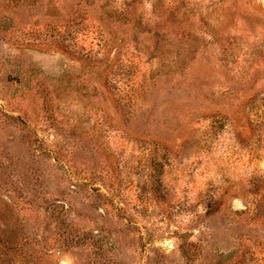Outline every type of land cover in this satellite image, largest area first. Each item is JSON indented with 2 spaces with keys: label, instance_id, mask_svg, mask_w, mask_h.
Instances as JSON below:
<instances>
[{
  "label": "rangeland",
  "instance_id": "rangeland-1",
  "mask_svg": "<svg viewBox=\"0 0 264 264\" xmlns=\"http://www.w3.org/2000/svg\"><path fill=\"white\" fill-rule=\"evenodd\" d=\"M16 258L264 264V0H0Z\"/></svg>",
  "mask_w": 264,
  "mask_h": 264
},
{
  "label": "trees",
  "instance_id": "trees-1",
  "mask_svg": "<svg viewBox=\"0 0 264 264\" xmlns=\"http://www.w3.org/2000/svg\"><path fill=\"white\" fill-rule=\"evenodd\" d=\"M68 208H69V206L66 204L65 207L63 208V210H66V209H68ZM210 208H211V209H210L209 211H210V212H213V211H214L213 207H210ZM69 209H70V208H69ZM64 212H65V211H64ZM182 247H183V246H182ZM183 251L186 252V256H187V257H190V258H191V257L193 256L192 254L189 253V250H188V249H184ZM22 261H23L22 258H18V259L16 258V263H17V264H23Z\"/></svg>",
  "mask_w": 264,
  "mask_h": 264
}]
</instances>
